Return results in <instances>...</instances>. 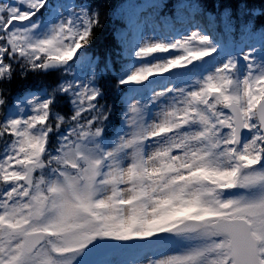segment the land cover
Wrapping results in <instances>:
<instances>
[{
    "label": "snow or ice",
    "instance_id": "snow-or-ice-1",
    "mask_svg": "<svg viewBox=\"0 0 264 264\" xmlns=\"http://www.w3.org/2000/svg\"><path fill=\"white\" fill-rule=\"evenodd\" d=\"M215 7L0 0V264H264V29Z\"/></svg>",
    "mask_w": 264,
    "mask_h": 264
},
{
    "label": "trees",
    "instance_id": "trees-1",
    "mask_svg": "<svg viewBox=\"0 0 264 264\" xmlns=\"http://www.w3.org/2000/svg\"><path fill=\"white\" fill-rule=\"evenodd\" d=\"M104 6L106 25L101 34V42L108 44L113 41V26L120 22L118 10L125 5H141L147 0H95ZM190 0H161L163 12L172 14L177 5L188 3ZM210 11H216V4L227 6L231 9L234 26L239 30L245 24H251L256 30L264 29V0H199ZM247 6L249 13L242 15L240 8Z\"/></svg>",
    "mask_w": 264,
    "mask_h": 264
},
{
    "label": "rangeland",
    "instance_id": "rangeland-1",
    "mask_svg": "<svg viewBox=\"0 0 264 264\" xmlns=\"http://www.w3.org/2000/svg\"><path fill=\"white\" fill-rule=\"evenodd\" d=\"M205 70H210V65H207L206 67H205ZM122 256H123V258H128L127 257V254H121Z\"/></svg>",
    "mask_w": 264,
    "mask_h": 264
}]
</instances>
